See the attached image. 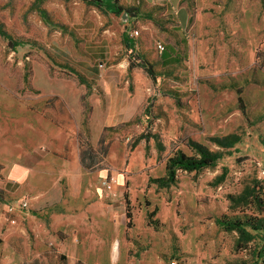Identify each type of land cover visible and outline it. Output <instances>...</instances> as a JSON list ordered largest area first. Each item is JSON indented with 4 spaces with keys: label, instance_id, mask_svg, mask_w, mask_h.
<instances>
[{
    "label": "rangeland",
    "instance_id": "1",
    "mask_svg": "<svg viewBox=\"0 0 264 264\" xmlns=\"http://www.w3.org/2000/svg\"><path fill=\"white\" fill-rule=\"evenodd\" d=\"M119 2L131 13L117 22H127L129 38L131 31L140 33L132 39L134 50L153 64L156 81L140 67L130 69L131 51H122L121 40L103 41L109 27L103 8L80 0H0V24L19 45L14 50L0 36V115L8 119L7 128L0 118L3 134H11V110L20 108L44 109L57 125L74 126L63 101L43 99L32 89L33 68L37 76L44 66L89 87L85 75L124 72L120 85L128 82L144 91L139 113L108 133L119 169L112 176L118 182L117 172L131 173V191L130 180H123L132 214L129 260L264 264L262 233L248 228L255 239L246 241L221 224L264 219V0ZM107 43L102 56L98 46ZM84 105L86 137L90 107L85 100ZM179 152L193 159L209 152L219 161L200 171H177L175 182L168 183L166 165ZM103 166L109 167L107 161ZM15 247L17 264H83L55 252L28 254L22 243ZM0 264L15 262L0 259Z\"/></svg>",
    "mask_w": 264,
    "mask_h": 264
},
{
    "label": "crops",
    "instance_id": "2",
    "mask_svg": "<svg viewBox=\"0 0 264 264\" xmlns=\"http://www.w3.org/2000/svg\"><path fill=\"white\" fill-rule=\"evenodd\" d=\"M107 13L109 27L102 39L121 40L122 51L126 52L127 22L119 24L117 16ZM107 46H98L100 55H105L102 51ZM58 60L62 61L60 56ZM42 68L44 73L38 76L33 68L32 89L43 99L63 101L74 126L66 129L57 125L44 115V109L20 108L16 113L11 110V134L6 136L3 133L8 119L0 115L1 124L6 122L0 127V259L19 263L15 244L22 243L28 254L55 252L67 256L71 263L137 264L128 258V200L123 186L131 173L126 171L124 176L117 172L118 182L107 191L102 180L119 170L112 162L116 144L111 145L106 158L110 168L90 171L81 164L79 133L83 129L84 97L90 107L89 139L96 149L106 128L128 123L139 113L144 91L138 85L132 89L128 82L120 85L117 79L124 72L85 75L92 84L88 88ZM118 146L125 157L124 145ZM128 189L132 190L131 180ZM25 199L29 200L28 209L21 206ZM116 251L119 258L115 260Z\"/></svg>",
    "mask_w": 264,
    "mask_h": 264
},
{
    "label": "trees",
    "instance_id": "3",
    "mask_svg": "<svg viewBox=\"0 0 264 264\" xmlns=\"http://www.w3.org/2000/svg\"><path fill=\"white\" fill-rule=\"evenodd\" d=\"M84 3H92L98 8H103L105 11H108L114 14L117 17L122 15H129L131 10L124 8L120 4V0H80ZM40 14L45 18V11L41 10ZM0 36L9 41V46L12 49H16L18 44H13L12 40L8 37L7 32L4 27L0 24ZM126 42V47L131 51L130 54V69H134L136 67L142 68L149 76L150 79L156 81L157 75L154 70L153 64L149 62V60L145 59L143 56H139L134 50L135 42L130 39L128 36L124 37ZM168 59V54L164 56V60ZM174 61V60H173ZM83 81V80H82ZM85 83V82H84ZM90 88L89 86H87ZM85 100V97H84ZM83 100V101H84ZM238 101L240 104L243 103L242 92L238 91ZM85 107V105H84ZM86 109V107H85ZM86 117V113H85ZM86 125V122L84 123ZM114 128H106L101 136L98 147L95 149L89 139V130H86V137L83 136V133H79V145H80V159L82 166L90 171H94L97 169L105 168L103 163L106 161L109 149L111 147V140L108 136V133L112 131ZM219 157L210 154L209 152H205L201 159H193L185 156L182 152L175 154L173 158H171L166 165V174L168 177V183H174L176 178L177 171H200L209 167H214L218 164ZM2 192L0 191V200H2ZM127 217L129 222L132 220V214L127 211ZM221 223V222H220ZM148 224L151 225V221H148ZM227 229L238 231L242 234V238L246 241H252L255 239V236L250 232H247V229H251L252 232L262 233L258 234L262 237V241H264V219L263 218H247L245 220H232L228 222H222Z\"/></svg>",
    "mask_w": 264,
    "mask_h": 264
},
{
    "label": "built area",
    "instance_id": "4",
    "mask_svg": "<svg viewBox=\"0 0 264 264\" xmlns=\"http://www.w3.org/2000/svg\"><path fill=\"white\" fill-rule=\"evenodd\" d=\"M131 39H137L140 36V33L138 31H131L129 34ZM157 49L158 51H160L161 53H163L165 51V46L161 43L158 42L157 43ZM262 175L264 176V170L262 171ZM117 183V180L115 177H113L112 175L107 176L106 178H104L102 180V186L107 190V191H112L113 190V186ZM22 208L24 209H28L29 208V200L25 199L22 203H21ZM170 264H178V262L176 260H173Z\"/></svg>",
    "mask_w": 264,
    "mask_h": 264
},
{
    "label": "water",
    "instance_id": "5",
    "mask_svg": "<svg viewBox=\"0 0 264 264\" xmlns=\"http://www.w3.org/2000/svg\"><path fill=\"white\" fill-rule=\"evenodd\" d=\"M97 1H102V0H97ZM125 15H126V14H125ZM125 15H124V16H125ZM126 16H127V15H126Z\"/></svg>",
    "mask_w": 264,
    "mask_h": 264
},
{
    "label": "bare ground",
    "instance_id": "6",
    "mask_svg": "<svg viewBox=\"0 0 264 264\" xmlns=\"http://www.w3.org/2000/svg\"><path fill=\"white\" fill-rule=\"evenodd\" d=\"M117 252V251H116Z\"/></svg>",
    "mask_w": 264,
    "mask_h": 264
}]
</instances>
